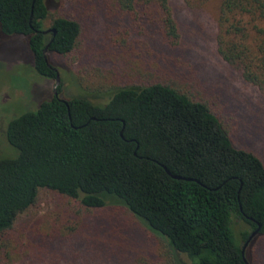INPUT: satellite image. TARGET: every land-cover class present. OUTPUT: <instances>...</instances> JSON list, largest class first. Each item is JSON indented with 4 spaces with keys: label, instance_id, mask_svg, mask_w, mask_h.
<instances>
[{
    "label": "trees",
    "instance_id": "16d2710c",
    "mask_svg": "<svg viewBox=\"0 0 264 264\" xmlns=\"http://www.w3.org/2000/svg\"><path fill=\"white\" fill-rule=\"evenodd\" d=\"M48 1L0 0V36L25 37L33 71L54 79L45 52L73 53L80 23L58 11L46 33ZM207 1L183 0L191 8ZM216 2V53L257 88L264 105V0ZM101 5L128 20L142 62L113 40L119 70L75 95L59 96L57 86L56 95L6 122L2 137L13 153L0 157V261L24 259L14 224L44 190L84 211L124 208L163 240L164 264H179L177 253L189 264H251L249 251L264 235V162L233 144L220 98L203 93L189 63L180 66L182 33L169 0ZM76 78L81 85L84 78ZM72 231L51 228L49 235ZM84 252L97 254L94 247Z\"/></svg>",
    "mask_w": 264,
    "mask_h": 264
},
{
    "label": "rangeland",
    "instance_id": "374dc122",
    "mask_svg": "<svg viewBox=\"0 0 264 264\" xmlns=\"http://www.w3.org/2000/svg\"><path fill=\"white\" fill-rule=\"evenodd\" d=\"M169 2L182 33L179 48L183 50L176 54L182 58L180 66L185 69L184 62L189 63L203 93L220 98L218 113L227 123L233 144L254 151L264 162V105L257 88L243 81L216 53V0L207 1L199 8L188 7L183 0ZM101 3L102 0H68L58 8V0L48 1L50 9L43 22L46 33L51 18L58 11L71 14L80 23L73 53L65 57L45 52L58 74L56 86L54 79L33 71L25 37L0 36V157H11L13 153L12 148L5 145L4 135L2 137L10 118L35 108L41 100L51 96L57 86L59 96L75 95L84 88L83 84L93 87L101 74L111 75L109 71L119 70L118 60H115L119 50L113 40L128 47V58L132 54L131 60L135 63L142 57L137 54V36L126 34L128 20L107 15ZM77 5L79 8H75ZM149 47L153 52L159 51L154 46ZM148 58L152 59V54L148 53L145 59ZM181 73L189 75L187 70ZM77 74L84 78L82 82L79 78L81 85L77 83ZM65 226L73 228L70 235H49L51 228L62 230ZM235 227L236 230L241 228L239 224ZM13 232L15 240L20 242L19 251H24V259L19 264L165 262L163 240L144 229L124 208L106 206L84 211L74 201L50 191L38 192L35 204L16 219ZM93 247L97 250L95 256L84 252ZM249 257L251 264H264V235L254 240ZM175 258L179 264H189L180 253L175 254ZM0 264L11 263L1 260Z\"/></svg>",
    "mask_w": 264,
    "mask_h": 264
},
{
    "label": "water",
    "instance_id": "95a60500",
    "mask_svg": "<svg viewBox=\"0 0 264 264\" xmlns=\"http://www.w3.org/2000/svg\"><path fill=\"white\" fill-rule=\"evenodd\" d=\"M44 50H45V48L43 49V52H44ZM57 83H58V74H57V72H55V77H54V86H56L57 85ZM53 94L54 95H56V91H55V89L53 88ZM62 100V99H61ZM173 177H176V176H173ZM256 233V229L255 230H253L251 233H250V235L247 237V239H246V241H245V243L243 244V247H242V250H243V248H244V246H245V244L249 241V239L254 235ZM244 262H245V264H248L245 260H244Z\"/></svg>",
    "mask_w": 264,
    "mask_h": 264
}]
</instances>
